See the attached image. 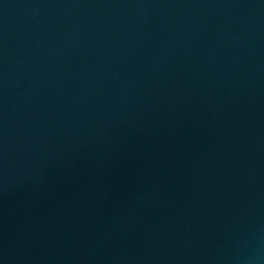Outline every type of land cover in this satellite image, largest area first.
Listing matches in <instances>:
<instances>
[{"label": "water", "instance_id": "1", "mask_svg": "<svg viewBox=\"0 0 264 264\" xmlns=\"http://www.w3.org/2000/svg\"><path fill=\"white\" fill-rule=\"evenodd\" d=\"M0 264H264V0H0Z\"/></svg>", "mask_w": 264, "mask_h": 264}]
</instances>
